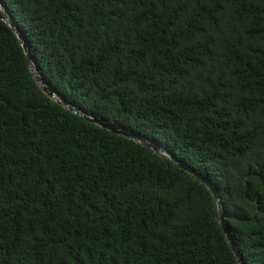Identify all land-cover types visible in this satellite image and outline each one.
Returning <instances> with one entry per match:
<instances>
[{"label": "trees", "instance_id": "16d2710c", "mask_svg": "<svg viewBox=\"0 0 264 264\" xmlns=\"http://www.w3.org/2000/svg\"><path fill=\"white\" fill-rule=\"evenodd\" d=\"M0 264H264V0H0ZM13 20L39 74L33 77Z\"/></svg>", "mask_w": 264, "mask_h": 264}, {"label": "water", "instance_id": "95a60500", "mask_svg": "<svg viewBox=\"0 0 264 264\" xmlns=\"http://www.w3.org/2000/svg\"><path fill=\"white\" fill-rule=\"evenodd\" d=\"M0 7H2V2L0 1ZM4 14H5V17L3 18L4 21L6 23H8L13 29L14 31L16 32V34L18 35L20 41L22 42V45L24 47V50L27 54V57H28V61L31 65V70H32V74H33V77L34 79L36 80V82L38 83V85L41 87V89L43 90L44 93H46L49 97L51 98H54V99H60V97L52 92L48 86L46 85L45 81L42 79V77L40 76L39 74V68L38 66L36 65L35 61H34V58L32 56V53L30 51V49L27 47L20 31L18 30V28L16 27V25L14 24L13 20L8 16V13L7 11H4ZM59 103H62L64 106L68 107L71 111H73L75 114H79L81 116H83L84 118H86L87 120H89L90 122L92 123H95L96 125L104 128V129H107L113 133H116L118 135H121V136H125L127 138H130V139H134L135 141H138L142 144H145V145H148L149 147H151L152 149L156 150V151H159V152H162L166 155H168L172 160H174L180 168L196 175L198 178H200L211 190H212V193L218 203V206L220 208V222H221V225H222V228H223V231L227 237V240L235 254V256L237 257V260H238V263L239 264H245L244 263V260L242 259V257L240 256V253L237 249V246H236V243L234 241V238L231 234V232L229 231V228H228V225H227V219L225 217V215L223 214L222 210H221V202L219 200V194H218V191L216 190V188L214 187V185L209 181L207 180L206 178L198 175L197 173H195L189 166H187L186 164H183V163H180L178 162L175 157L173 156L172 153L170 152H167L166 150L162 149V148H159L158 146H155L154 144L148 142L146 139L142 138V137H139L137 135H134L132 133H128L124 130H121L113 125H110L108 123H105L101 120H97V119H94L92 117H89L87 116L86 114L80 112L79 110H77L76 108L72 107L70 104H68L66 101H63V100H59Z\"/></svg>", "mask_w": 264, "mask_h": 264}]
</instances>
